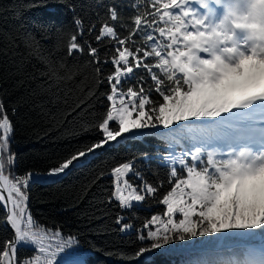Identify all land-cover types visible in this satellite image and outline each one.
Instances as JSON below:
<instances>
[{"label": "snow or ice", "instance_id": "obj_1", "mask_svg": "<svg viewBox=\"0 0 264 264\" xmlns=\"http://www.w3.org/2000/svg\"><path fill=\"white\" fill-rule=\"evenodd\" d=\"M144 4L151 11L141 12V5L133 3L138 11L127 23H119L122 16L115 6L108 8V20L117 23H102L95 36L98 43L107 40L113 45L103 61L97 47L77 42L83 28L82 21L75 20L77 32L71 36L68 55L84 52L86 46L97 82L109 85V91L100 94L107 103L95 125L102 138L63 159L50 175L74 168L80 158L124 134L167 129L159 134L169 147L182 140L189 146L165 157L170 188L157 201L164 209L144 224L146 232H138L141 246L132 257L139 259L173 240L217 233L243 232L264 239V0H144ZM118 27L126 34L121 36ZM93 30L94 25L88 29ZM102 63L114 70L100 79ZM132 80L135 84L125 89L123 84ZM12 132L0 103V205L8 209L6 223L14 232L0 246V264H58L61 254L63 264H86L69 251L77 244L75 237L65 238L59 229L33 230L26 211L32 174L14 179L4 174ZM8 159L11 164L13 157ZM129 173L140 176L133 161L111 169L114 185L108 202L115 201L122 210L163 187V182L154 186L146 181L136 186ZM115 222L120 231L132 228L123 216ZM22 244L34 246L36 254L18 259ZM231 264H264V251L258 259Z\"/></svg>", "mask_w": 264, "mask_h": 264}, {"label": "trees", "instance_id": "obj_2", "mask_svg": "<svg viewBox=\"0 0 264 264\" xmlns=\"http://www.w3.org/2000/svg\"><path fill=\"white\" fill-rule=\"evenodd\" d=\"M133 3L141 5V12L151 11L144 0H0V103L13 128L10 152L4 155V174L10 179L32 174L26 189V211L33 219V230L59 229L65 238L75 237L77 244L69 251L86 264H231L257 258L264 239L259 235L249 238L243 232L173 240L139 259L132 257L141 246L138 232H146L144 224L164 209L157 201L170 188L165 157L168 152L181 154L189 146L182 140L169 147L159 134L167 129L124 134L80 158L60 176H43L75 151L102 138L95 125L107 103L100 94L107 93L109 85L97 82L86 46L84 52L68 55L71 36L77 32L75 20H81L83 28L77 42L88 41L97 47L103 61L110 57L113 45L107 40L98 43L95 36L102 23H117L108 20V8L115 6L122 16L119 23H127L138 11ZM93 25L95 30L90 33ZM117 30L121 36L126 34L119 27ZM99 67L100 79L114 70L109 64ZM136 72L142 74L140 69ZM129 84L134 85L135 80L123 87ZM125 161H133L134 171L140 174L129 173L132 184L141 186L146 181L159 186L163 182V187L155 196L122 210L108 200L114 185L111 169ZM117 216H123L132 228L120 231ZM5 217L0 205V246L12 239ZM30 246L18 247V259L36 254ZM62 257L58 264H63Z\"/></svg>", "mask_w": 264, "mask_h": 264}, {"label": "rangeland", "instance_id": "obj_3", "mask_svg": "<svg viewBox=\"0 0 264 264\" xmlns=\"http://www.w3.org/2000/svg\"><path fill=\"white\" fill-rule=\"evenodd\" d=\"M61 174L62 173H60L58 175H50V171H49L47 173H44L43 176H46V177H56V176H60ZM262 251H264V248H260V254L257 256V259L260 257Z\"/></svg>", "mask_w": 264, "mask_h": 264}, {"label": "water", "instance_id": "obj_4", "mask_svg": "<svg viewBox=\"0 0 264 264\" xmlns=\"http://www.w3.org/2000/svg\"><path fill=\"white\" fill-rule=\"evenodd\" d=\"M9 207H10V205H9ZM4 209H5V212H6V215H7V213H8V209L5 208V207H4ZM5 225H6V227L11 231V233H12V238H13L14 232H13V230L10 228V226L6 223V217H5ZM22 245H25V244H22ZM19 246H21V245H19ZM19 246H18V247H19ZM30 247L32 248L33 246H30Z\"/></svg>", "mask_w": 264, "mask_h": 264}]
</instances>
